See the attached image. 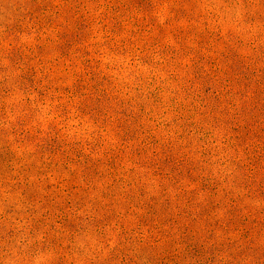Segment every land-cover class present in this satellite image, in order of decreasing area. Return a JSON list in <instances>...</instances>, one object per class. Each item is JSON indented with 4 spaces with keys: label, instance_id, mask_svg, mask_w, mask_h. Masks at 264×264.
I'll return each mask as SVG.
<instances>
[{
    "label": "rangeland",
    "instance_id": "obj_1",
    "mask_svg": "<svg viewBox=\"0 0 264 264\" xmlns=\"http://www.w3.org/2000/svg\"><path fill=\"white\" fill-rule=\"evenodd\" d=\"M0 264H264V0H0Z\"/></svg>",
    "mask_w": 264,
    "mask_h": 264
},
{
    "label": "clouds",
    "instance_id": "obj_2",
    "mask_svg": "<svg viewBox=\"0 0 264 264\" xmlns=\"http://www.w3.org/2000/svg\"><path fill=\"white\" fill-rule=\"evenodd\" d=\"M238 15V14H237Z\"/></svg>",
    "mask_w": 264,
    "mask_h": 264
}]
</instances>
